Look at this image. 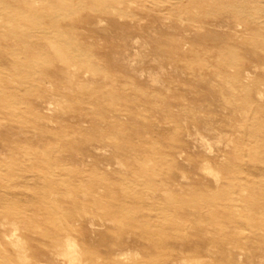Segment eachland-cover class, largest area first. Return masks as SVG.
<instances>
[{"label": "rangeland", "instance_id": "rangeland-1", "mask_svg": "<svg viewBox=\"0 0 264 264\" xmlns=\"http://www.w3.org/2000/svg\"><path fill=\"white\" fill-rule=\"evenodd\" d=\"M148 1L147 5L162 16L168 0ZM243 2L260 8L251 25L242 22L240 26L234 22L233 14L226 13L201 31L190 22V0H183V13L176 16L172 12L157 24L131 17L137 7L132 8L127 12L129 18L125 16L119 22L135 31L106 38L119 44L112 56L115 71L105 70V62L86 55V51L75 58L70 53L73 61L84 68L94 61L102 66L96 78L90 72L87 77L73 79L74 84L85 78L89 83L81 87L102 86L109 90L106 81L114 75L121 80V90L129 84V88L139 85L152 93L161 92L149 107L140 104L129 113H120L128 122L144 127L142 134L130 135L126 142L127 147L136 149L134 155L118 152L123 145L120 136H112L100 145L107 150L101 156L96 150H87L84 156L77 150L70 152L67 140L74 138L67 137L71 135L69 128L58 118L56 108L60 103L65 115L74 112L80 103L71 92L75 85L67 91L59 87L44 96L38 94L45 100L55 94L57 101L53 105L35 102L38 98L29 93L30 88L13 95L4 90L6 85L13 87L4 73L12 60L0 52L4 68L0 72V264H66L68 237H74L84 250V264H115L109 260L111 251L103 239L105 235L129 243L124 246L129 255L121 257L127 263L122 264H234L232 254L238 255L234 253L237 247L245 252L241 264L260 263L259 255L264 249V0ZM194 7L197 5L192 4ZM178 17L185 21L181 31L188 42V61L159 46L169 40L171 32L165 25L173 24ZM230 36L240 42L230 45ZM135 37L145 42L140 52L144 59L140 57L131 67ZM233 52L238 56L233 57ZM237 58L245 59L248 64L243 66L253 71L247 91L230 80L243 68ZM181 65L178 73L176 69ZM219 72L225 75L221 77ZM38 80L24 81L36 84ZM167 98L170 107L160 115L154 113L155 106L165 107ZM256 98L262 101L258 103ZM40 113L45 116H38ZM172 119L179 122L173 127L175 132L171 130ZM70 120L80 127V119L71 115ZM85 127L89 129L90 123ZM219 135L223 136V144L213 143L215 156L209 157L201 137L213 140ZM74 136L82 142L87 140L83 132L76 131ZM6 137L8 140H4ZM181 137H185L182 145L172 143ZM173 151L176 156H171ZM136 155L143 162H155L147 166L150 186L141 177ZM218 155L222 157L216 160ZM205 157L219 173V184L211 185L213 191L169 186L167 174L180 169L186 172L187 179L183 181L187 184L206 181L202 171ZM257 157L262 160L257 161ZM103 163H110V170L102 168ZM106 175L109 183L104 180ZM85 192L88 200L81 197ZM151 194L154 199L149 201L146 197ZM92 197L102 204L96 205ZM183 197L192 202L180 205L179 198ZM106 206L111 208L107 210ZM211 216L214 220L209 224L203 221ZM181 220L187 221L183 222L184 231L178 227ZM91 228H98V232ZM16 236L26 247L21 256V250L14 245ZM138 237L159 254L149 255L148 247L135 244ZM212 243L218 244L221 252L203 251Z\"/></svg>", "mask_w": 264, "mask_h": 264}, {"label": "bare ground", "instance_id": "bare-ground-1", "mask_svg": "<svg viewBox=\"0 0 264 264\" xmlns=\"http://www.w3.org/2000/svg\"><path fill=\"white\" fill-rule=\"evenodd\" d=\"M148 3H150L148 0L145 2L144 0H0V52L6 54L4 57L7 60H12L10 62L8 61V68L5 69L4 73L7 72L9 83L13 87L6 85L4 90L15 95L30 88L32 90L29 93L36 95L38 98L35 102L53 105L54 102L57 101L55 99V97H57L55 94H49L48 96L50 99L46 100L38 94H43L44 96L47 92L53 91L59 87L61 90L67 91L70 87L75 85L71 92L74 93V99L77 98L80 103L76 105L74 112L70 115H65V110L59 105L60 103H57L58 108H56L58 110V118L63 122L64 126L69 128L68 134L71 135L67 137L70 139L74 138V140H67L69 151L77 150L84 156V152H87V150H96L101 156V154L106 153L107 150L101 149L100 145L109 142L112 136L117 138L120 136L123 145L118 147V152H124L126 156L131 154L134 155L133 153L136 149L132 150V148L127 147L126 142L129 140L130 135L142 134L144 127L141 124L136 125L135 123L128 122L126 118H124L125 114L120 113H129L133 110V107L138 108L140 104L149 107L151 103L154 104V97L160 95L161 92L157 93L153 91L152 93L150 90H146L139 85H133L129 88L127 87L129 84L125 86L126 89L121 90V87L118 88L119 81L121 80L118 81L117 77L114 75H112V77L110 76V79L106 81L110 86L109 90L103 89L102 86L92 89L86 87V85L85 87H81L83 86L82 84H88L89 81L84 78V80L74 84L72 80L76 77L81 78L91 73H95L94 77L96 78L100 74L99 70L101 72L102 66L94 61L88 68H84L77 62H74L71 55L74 57V55H80L86 51V55H90L105 62V70L109 72L115 71L116 64L112 56L115 55V50H117L116 48H118L119 44L117 45L112 41H108L106 38H108V36L112 37L115 33L118 35L123 33L131 34L135 31L133 28H131V30L128 29L127 24L123 25L119 22L125 18V16L129 18L127 15L129 10L137 7L136 11L131 14V17L133 16L137 19H150L149 23L153 24L162 22V18H167L172 12H174V15L178 16L185 11L183 0H168L167 6H165V12L162 13V16L160 13L158 14L159 11L157 12L156 9L150 8L147 5ZM192 4L193 6L197 5V7L192 8ZM188 5L191 6L187 10V13L191 15L190 18L192 21L190 22L193 24V27L199 31L210 28V26L213 25V21H217L226 13L233 14L235 21L232 20V22H238L240 26L242 22L251 25L250 22L260 11L258 6H249L247 3H244L243 0H229V2L228 0H190ZM198 6L201 8H198ZM104 24H106L107 28H105ZM173 24L165 25L167 32L169 31L171 33H168L169 40L160 43L159 46L170 51L177 58L181 57L188 61L187 57L189 55L186 53L188 42L184 39L182 34L185 28V21L181 19V17H178V19L174 20ZM176 24L180 25L179 28L175 27ZM188 25L190 26L189 23ZM222 26L221 24L219 25V27ZM245 31L247 33L248 29ZM231 38L232 39L229 41L230 45L240 42L236 38ZM133 41L136 49L132 62L130 63L131 67L138 63L137 61L141 60V58L142 60L144 59V57H141L140 52L145 48V42L140 41V37H135ZM244 41H248V39H244ZM86 42L88 43L86 45L87 48H82ZM196 43L197 42L194 43V46ZM230 49L238 50L231 47ZM135 56L138 57L136 58ZM232 56L236 57L238 55L233 52ZM13 59L18 62H15ZM13 61L14 63H12ZM237 61L241 66L244 64L246 66L248 64L245 59L237 58ZM199 62L200 61L195 62V64H199ZM202 63L203 62L200 64ZM245 66H243L238 75L230 78L233 84H237L242 88V91H247L252 83L251 75L253 71H250V69ZM181 68L182 65L178 67L176 71L178 72ZM256 70L257 69H254V71ZM2 71H4V68L0 64V72ZM2 74L3 73H1V76H3ZM218 75L222 77L225 73L219 72ZM35 79H39L36 84L26 83L24 81H34ZM261 93L262 92L259 91V94ZM67 94L68 92L65 93L66 96ZM129 97L132 98L130 99ZM40 98L42 99L39 101ZM256 101L260 103L262 99L256 98ZM165 103L163 109L160 106H155L153 112L158 114L159 112H164L165 108L170 107L168 98L165 100ZM88 107L92 108L89 109ZM93 107H96V110H93ZM118 111L119 113H116ZM71 115L73 119H80V127L75 125V121L70 120ZM38 116L42 117L45 116V114L40 113ZM171 122V130L175 132L176 130L173 129V127L179 125V122L175 119H172ZM87 123H90L89 129L85 127ZM180 125H182V123ZM76 131L86 133L87 140L82 142L75 137L74 134ZM197 136L199 137L200 134L197 133L196 137ZM184 138L185 137H181V139L172 143L176 146H180ZM222 138V135L217 136L213 140L201 137L205 149L209 152V157L210 155L215 156L212 155L215 152L211 149L212 144H223L222 142L224 139ZM4 140H8L7 137L4 138ZM171 154V156H176L174 151ZM135 157L138 158L137 163L140 167L141 177H143L144 182L150 186L152 180L151 175L148 174L149 169L147 166H150L151 163H155L154 160L150 159L143 162L139 156L136 155ZM209 157H205L203 161L204 166L202 168L207 178L206 181L201 180L187 184L183 181V179H187L186 172L180 169L177 172L173 170L167 174L169 186L177 190H181L182 187L186 186L197 191H213L210 188L212 187L211 185L219 184V173L210 165ZM220 157H222V155L216 156L215 159L219 160ZM257 159V161L262 160H260L259 157H257ZM160 161H162V159ZM110 166V163L107 165L105 163L102 164V168L104 167L107 170ZM107 176L109 175H106L104 180L109 183L110 178H106ZM86 184L89 185V183ZM90 185L96 186L97 184ZM153 196L154 194L147 195L146 198L151 201L154 199ZM81 197L87 200L89 198L86 192L83 193ZM179 199V204L182 206L192 202L188 201L186 197ZM90 200L95 204H102L95 197H92ZM106 208L108 210L111 207L106 206ZM116 210L120 211L118 209ZM205 220H207L205 223L209 224L214 220V216L205 217L203 221ZM183 222L185 224L187 221L181 220L178 225L181 231L185 230ZM97 229L98 228H91L93 232L94 230L97 231ZM242 229L243 228H240V230ZM16 238L17 241L14 245L21 250L19 253V256H21L25 253L26 247L20 236H16ZM91 239L96 240L95 238ZM103 239L104 241L106 240L105 244H108L107 247H109V251H111L109 260L115 264L127 263L126 260L123 261L121 257L124 258V256L129 255L128 252L130 251L125 249V247H128L129 243L122 240L119 241V239L117 240V236L105 235ZM135 242V244L139 243L148 247L147 253L149 255L153 253L156 256V253H158L152 251L151 244L145 242L142 237H138ZM65 246L67 248L64 255L66 257V264H84L83 256L85 252L77 246V241L74 237H68ZM261 246L263 248L264 243ZM238 248L240 247H237L236 252H234L238 255L232 254V261L234 264H241L244 260L245 252L243 249L238 251ZM191 251L195 250L191 249ZM203 251L206 253H216L221 252V248L218 244L212 243ZM262 252H264V249ZM262 252L259 255V264H264V253Z\"/></svg>", "mask_w": 264, "mask_h": 264}]
</instances>
